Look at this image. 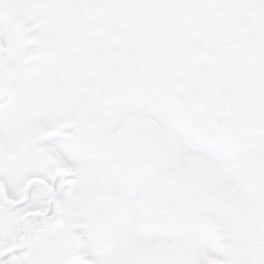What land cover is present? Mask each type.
I'll use <instances>...</instances> for the list:
<instances>
[{"label":"snow or ice","instance_id":"6c2138e0","mask_svg":"<svg viewBox=\"0 0 264 264\" xmlns=\"http://www.w3.org/2000/svg\"><path fill=\"white\" fill-rule=\"evenodd\" d=\"M0 264H264V0H0Z\"/></svg>","mask_w":264,"mask_h":264}]
</instances>
